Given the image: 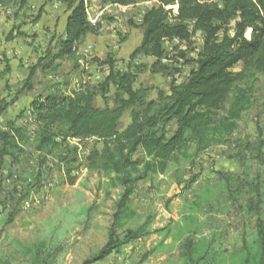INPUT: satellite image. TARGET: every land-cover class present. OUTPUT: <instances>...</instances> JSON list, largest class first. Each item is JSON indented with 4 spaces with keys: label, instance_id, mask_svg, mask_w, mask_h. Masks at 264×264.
Wrapping results in <instances>:
<instances>
[{
    "label": "trees",
    "instance_id": "1",
    "mask_svg": "<svg viewBox=\"0 0 264 264\" xmlns=\"http://www.w3.org/2000/svg\"><path fill=\"white\" fill-rule=\"evenodd\" d=\"M54 1L65 7L63 33L51 36L10 101L0 100V117L21 95L32 91L30 82L34 76L40 74L55 79L62 62H72L73 69H77L78 47L88 34H98L100 22L91 23L85 0H46L43 7ZM151 1L158 5H153L144 14L140 24L141 41L130 55L129 63L137 57L152 59V63L117 71L110 59L105 62L95 60L100 66L107 65L102 82L86 83L70 94L60 90L67 83L49 86L30 103L38 124L33 138L12 121L5 127L0 125V165L6 157L12 165L16 164L23 155V148L30 144L40 155L56 158L58 171L69 186L75 183L72 172L82 166L83 144L95 142L83 159L84 167L88 172L106 178L118 197L106 243L82 264L101 262L152 233L149 218L134 227H126L136 216L129 203L134 186L145 181L152 184L156 177L169 176L172 169L177 171L182 162L193 165V160L200 154L226 145L237 131L243 115L255 103V77L264 74V0H219V3L102 0V4L116 5L119 9ZM26 2L20 0V6L24 7ZM43 7L38 10L33 23L40 21ZM195 35H199L202 42L197 60H187L181 49L173 48V52L165 49L166 43L174 41L189 44ZM13 39L12 33L6 37V41ZM240 63L243 69L233 73V67ZM191 64L194 68L183 82L178 83L177 77L182 75L183 67ZM138 71L166 75L170 79L168 93L139 85ZM8 72L6 66L1 75ZM152 92L156 94L154 99L150 97ZM97 98L102 100V108L96 105ZM126 113H129V123L121 127ZM255 158L260 159V154L257 153ZM195 180L194 177L188 180V186ZM171 181L177 186L182 183ZM246 185L255 199L249 203L255 211L252 215L256 216V227L254 241L245 247L241 263L264 264V217L259 208L261 183ZM31 191L35 192V188L28 185L17 193L6 223H12L21 213ZM184 245L187 258L192 259L195 254L193 242L187 240ZM59 249L57 247L56 251ZM25 250L31 256V264H51L57 254L56 251L49 252L44 240ZM190 261L192 264H210L211 259Z\"/></svg>",
    "mask_w": 264,
    "mask_h": 264
},
{
    "label": "rangeland",
    "instance_id": "2",
    "mask_svg": "<svg viewBox=\"0 0 264 264\" xmlns=\"http://www.w3.org/2000/svg\"><path fill=\"white\" fill-rule=\"evenodd\" d=\"M45 2L27 0L21 7L20 0H0V75L6 66L9 68L7 74L0 76V100L10 101L51 36L64 30L65 7L58 1L43 7ZM149 3L148 6L158 5L156 1ZM138 4L131 10L115 12L103 9L100 2L98 10H90L89 17L95 21L92 24L100 22V28L98 34H88L78 47L82 51L78 68L73 69L72 62H62L57 78L34 76L30 82L32 91L7 108L0 117V125L5 127L12 121L33 138L38 124L30 103L49 86L67 83L68 88L61 86L60 90L65 89L68 94L82 86V80L85 84L102 82L107 65L100 66L95 60L110 59L117 71L152 63V59L143 57L129 63L130 55L141 41L139 18L147 8ZM42 7L40 21L33 23ZM11 33L14 39L6 41ZM164 46L169 52L173 48L181 49L187 60L194 61L201 52L202 42L195 35L189 44L174 41ZM192 68L194 64L185 65L177 82H183ZM242 69L240 63L232 72ZM137 77L139 85L168 93L170 79L166 75L138 71ZM150 97L156 98L155 92ZM254 102L226 145L200 154L193 165L182 162L177 171L172 169L169 176L156 177L152 184L145 181L134 186L129 203L136 216L126 227H134L149 218L152 233L95 264H192L190 260L195 258L204 262L211 259L210 264H242L245 247L252 245L256 227V216L252 215L255 211L249 203L255 199L246 184L261 183L259 208L264 217V74L254 79ZM96 105L102 108L104 104L97 98ZM128 123L129 113H126L121 127ZM83 145L82 166L71 174L75 178L73 186L64 183L54 156L40 155L30 144L23 148L16 164L12 165L7 157L4 159L0 165V264H31L25 248L43 240L51 254L60 247L51 264H82L106 243L118 194L108 186L106 178L85 169L83 159L96 144L87 141ZM257 153L260 159L255 158ZM193 177L195 182L188 186V180ZM171 179L182 183L177 186ZM28 185L35 192L31 191L14 221L6 223L17 193ZM187 240L193 242L195 249L192 259L187 258L184 247Z\"/></svg>",
    "mask_w": 264,
    "mask_h": 264
},
{
    "label": "crops",
    "instance_id": "3",
    "mask_svg": "<svg viewBox=\"0 0 264 264\" xmlns=\"http://www.w3.org/2000/svg\"><path fill=\"white\" fill-rule=\"evenodd\" d=\"M100 2L102 3V0H85V8H86V13H87V15H89V11L90 10H92V11H94L95 9H99V6L98 5H100ZM110 4L109 3H107V4H103V9H107V8H109V9H111L110 8V6H109ZM138 5H143L144 7H147V8H151L152 6H148V5H150V3L149 2H143V3H139ZM98 6V7H97ZM109 6V7H108ZM132 7L133 6H128V7H125V8H119L118 10H131L132 9ZM149 9H143V11H142V13H141V16H140V20L142 21V18H143V16H144V14L146 13V11H148ZM117 10V11H118ZM95 17H97V16H95ZM89 19H90V21H91V23H95V21L94 20H92L90 17H89ZM63 33V32H62ZM139 44H140V42H139ZM98 46V45H97ZM138 46L139 45H137V47L136 48H138ZM85 49V48H84ZM97 49H99V47H97ZM84 52V51H83ZM81 53H82V51H81V49H79V51H78V56H80L81 55ZM84 53H86V51L84 52ZM136 59V58H135ZM134 61V60H133ZM82 61H79V63H81ZM81 78L83 79V75L81 76ZM87 80H90V77L89 78H87ZM85 82L86 81H84V80H82L80 83L82 84V86H83V84H85ZM72 84L70 83V85H69V87L71 86ZM66 88H68V87H66ZM81 88V86L80 87H78V89L77 90H74V91H78L79 89ZM65 90V89H64ZM68 94H70V93H68Z\"/></svg>",
    "mask_w": 264,
    "mask_h": 264
},
{
    "label": "bare ground",
    "instance_id": "4",
    "mask_svg": "<svg viewBox=\"0 0 264 264\" xmlns=\"http://www.w3.org/2000/svg\"><path fill=\"white\" fill-rule=\"evenodd\" d=\"M201 2H207V3H210V2H215L214 0H200ZM111 9H113V11L115 10V12L118 10L117 6L116 5H112L110 4L109 5ZM108 6V7H109Z\"/></svg>",
    "mask_w": 264,
    "mask_h": 264
},
{
    "label": "built area",
    "instance_id": "5",
    "mask_svg": "<svg viewBox=\"0 0 264 264\" xmlns=\"http://www.w3.org/2000/svg\"><path fill=\"white\" fill-rule=\"evenodd\" d=\"M144 9H149V8H144ZM88 17H89V15H88ZM139 22H142V21L139 19Z\"/></svg>",
    "mask_w": 264,
    "mask_h": 264
}]
</instances>
